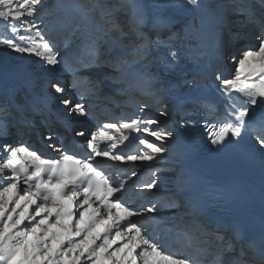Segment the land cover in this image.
I'll use <instances>...</instances> for the list:
<instances>
[{"label":"snow or ice","instance_id":"obj_1","mask_svg":"<svg viewBox=\"0 0 264 264\" xmlns=\"http://www.w3.org/2000/svg\"><path fill=\"white\" fill-rule=\"evenodd\" d=\"M45 6V0H0V46L35 56L47 73L40 85L0 91V264H202L196 254L178 256L171 249L168 240L177 232L199 254L214 249L210 264H264V214L258 233L243 220L216 215L238 211L243 193L199 189L202 178L173 155L180 129L198 121L182 117L170 126L164 99L154 116L147 115V103L130 116L105 117L107 123L97 114L98 102L110 99L108 83L134 86L133 67L166 97L188 83L186 42L206 56L210 46L221 53L228 41L243 42L251 33L256 47L231 56L233 78L213 73L223 106L189 100L180 107L205 113L213 151L250 136L264 171V0L222 5L232 17L227 40L222 21H201L200 28L182 22L179 11L198 10L202 0H79L69 5V23L83 43L71 51L51 38L41 16ZM65 73L70 81L61 78ZM93 120L95 131L87 127ZM68 131L83 151L62 139ZM33 135L57 155L33 148L24 139ZM161 164L171 165L174 191L167 206L192 215L203 239L180 225L160 227L167 224L159 216L165 206L157 196Z\"/></svg>","mask_w":264,"mask_h":264},{"label":"rangeland","instance_id":"obj_2","mask_svg":"<svg viewBox=\"0 0 264 264\" xmlns=\"http://www.w3.org/2000/svg\"><path fill=\"white\" fill-rule=\"evenodd\" d=\"M46 6L44 11L41 13V16L43 17L44 21L49 24V31L51 38L55 41L57 47H59L61 50L68 49L73 50L80 46L83 43V38L77 33L73 34L71 30V25L69 23L70 19V13H66L64 10L65 7H68L67 10H71L69 5L73 3L79 2V0H45ZM229 3V0H220L215 6L208 8L209 13L208 16L210 17L213 25H215L218 21H224L225 25V39L227 40V27L231 26V14L229 10L226 7H222V5H225ZM197 12V25H195V28L202 27L201 21L204 22L203 26L208 25V20L205 19V16L202 12ZM39 23V21H37ZM62 30L61 35H55L54 33ZM4 32V25H0V34H3ZM256 47V42L252 38L251 33L248 35V39L243 42H231L228 41L224 48H223V57L220 60L214 61L216 48L213 46H210L209 52L206 56H202L200 60L206 63V65H209V67L214 66L215 72L217 69H219L222 74L225 77L233 78L235 73V64L231 61V56L233 55H239L241 49L245 47ZM0 56L10 59H16L19 62L26 65L29 70H31L36 75V81L37 85H40L44 82V79L47 76V73H42L40 71L41 69V63L33 55L25 54H15L7 49H5L3 46H0ZM225 57V58H224ZM148 68L152 69L151 65H148ZM212 70V69H211ZM245 70H249L248 66L245 67ZM131 71L135 75V81L133 87H128L126 84L117 83L115 84L116 87L123 89V93H121L119 98H123L124 100L133 99L134 97L137 98V106H139L141 103H147L150 106V110L146 109V113L149 116H154L156 114L157 107H160L163 109V104H161V99H164L165 103L167 104L168 110L170 115L171 110L168 106L169 101L166 97H161L159 90L155 83L151 81L147 75L146 72H144L143 69H137L136 67H133ZM141 75V76H139ZM215 84L217 85V82L214 79V75L212 76ZM218 92V91H217ZM131 96V97H128ZM133 97V98H132ZM116 99V98H115ZM55 101V100H54ZM56 102V101H55ZM169 115V116H170ZM89 130L92 131V126H87ZM146 137V135H145ZM164 167L168 168L167 165ZM160 178L164 181V184L161 188V190L157 193V195H164L170 188L173 186L170 183V180L172 178V174H170L169 171H166L165 169H161Z\"/></svg>","mask_w":264,"mask_h":264},{"label":"bare ground","instance_id":"obj_3","mask_svg":"<svg viewBox=\"0 0 264 264\" xmlns=\"http://www.w3.org/2000/svg\"><path fill=\"white\" fill-rule=\"evenodd\" d=\"M202 2H203V7H201L198 10L181 9L179 11L178 15L181 17L182 22L185 25H190L191 27L195 28V25H197V17H198L196 11L202 12L205 16V19L208 20L209 22L211 21L210 17L208 16V13H209L208 0H202ZM67 9L68 8H65V10H66L65 12L71 13V10H67ZM196 28H198V27H196ZM194 46H195V48H198V46L196 45L195 42H191V43H188L186 45V48H185L186 55H185V59L183 61V67H184L185 71L188 70L189 72H192V73L199 71L198 70L199 66H202L203 68H205V66H206V63L203 62L202 60H200L202 56L197 55V52L194 50ZM222 52L218 53L216 50L217 54H215L214 61L220 60L223 57ZM4 62H5V57L0 56V76H1V70H2L1 67H3L5 65ZM244 71H245V73H247L249 70H244ZM139 76H141V75H139ZM191 84L200 87L201 92L204 95V97L212 98L213 96H215L217 98V95H218L217 85L215 84V82L212 78V75L207 77V78H204V79L202 77L201 78L197 77L191 81ZM113 92H114V88L105 86V93L110 98L112 95L117 96L119 98L121 93H123L122 89H117V91H115L116 93H113ZM189 93H190L189 90L185 89V87L181 84V87L178 90H173L172 93L170 95H168V97H170L173 101L177 102L180 98L186 96ZM234 95H235V93H234ZM217 99H219V98H217ZM58 103H59V101H56V102L53 101L54 105L58 104ZM109 103H110V99L107 101H99L98 102L99 106L97 108V114L100 113L102 108H106V105ZM221 104H222V102H221ZM222 106L223 105H221V107ZM260 118H261V115L259 112H257V121H259ZM167 121H168V124L171 126L174 124L175 118L172 115H170L167 118ZM246 137L248 138V141L245 139H242L238 145L241 146L242 149L250 152L253 157L261 160L260 153L258 152V150L256 148L254 140L250 136H246ZM32 138H34V137L33 136L27 137V142L30 143L32 141ZM37 146H40V145H37ZM103 146L104 145H102V147ZM165 165H169V164H162V166H160L161 169H165L166 171H169L170 174H172L171 168L170 167L166 168V167H164ZM138 171H139V177L141 179L145 178L146 171L144 169H139ZM232 172L235 174L236 170H233ZM157 196L160 198V203L162 205H165L163 207L161 213L159 214V216L165 218L167 220V223L175 217H183L184 216V212L181 211L180 209H177V208L174 209V208H170L167 206L169 203H166V200L170 201L169 198L171 196V194H169V191H167L164 195H157ZM165 226L166 225H161L160 227L162 228Z\"/></svg>","mask_w":264,"mask_h":264}]
</instances>
